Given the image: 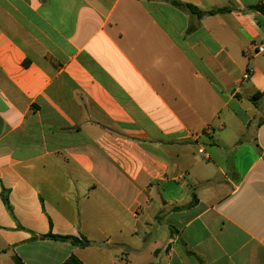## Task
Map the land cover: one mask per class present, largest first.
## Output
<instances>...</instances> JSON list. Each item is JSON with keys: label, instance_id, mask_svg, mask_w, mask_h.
<instances>
[{"label": "crops", "instance_id": "obj_1", "mask_svg": "<svg viewBox=\"0 0 264 264\" xmlns=\"http://www.w3.org/2000/svg\"><path fill=\"white\" fill-rule=\"evenodd\" d=\"M176 1L0 0V264H264V0Z\"/></svg>", "mask_w": 264, "mask_h": 264}, {"label": "trees", "instance_id": "obj_2", "mask_svg": "<svg viewBox=\"0 0 264 264\" xmlns=\"http://www.w3.org/2000/svg\"><path fill=\"white\" fill-rule=\"evenodd\" d=\"M167 1H169L175 7L181 8V9L187 11L188 13H190L192 15H195L197 18H200V19L204 18V17H207V16H214V15H217V14H220V13H223V12L227 11L226 9L202 11V10L198 9L197 7H195V6L188 5V4H183V3H180V2H178L176 0H167ZM250 9L254 10L256 12H259L261 15L264 16V4H260V5L251 7ZM263 97H264V94H262V95L258 94L254 98H252V102L255 103V101L257 99H260V98H263ZM5 202L8 204V199L7 198H5ZM47 238H53V239L61 240V241H71L74 245H77V246H80V247H86V246L90 245V242L88 240H86V239L79 240V239L72 238V237H55V236H48Z\"/></svg>", "mask_w": 264, "mask_h": 264}, {"label": "built area", "instance_id": "obj_3", "mask_svg": "<svg viewBox=\"0 0 264 264\" xmlns=\"http://www.w3.org/2000/svg\"><path fill=\"white\" fill-rule=\"evenodd\" d=\"M257 53L258 54H263L264 53V45H261L257 48ZM250 78V74L249 73H245L243 76L244 80H248Z\"/></svg>", "mask_w": 264, "mask_h": 264}]
</instances>
